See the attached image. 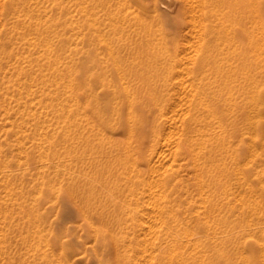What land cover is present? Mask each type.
<instances>
[{"label": "bare ground", "instance_id": "bare-ground-1", "mask_svg": "<svg viewBox=\"0 0 264 264\" xmlns=\"http://www.w3.org/2000/svg\"><path fill=\"white\" fill-rule=\"evenodd\" d=\"M0 2V12L3 14V0ZM227 2L230 6L236 4L241 8L235 17L238 18V26L225 25L219 34L223 38L221 41H213L210 34L199 42L192 41L193 52L190 53V57L187 56L189 58L198 56L197 62L195 61L196 73L193 81L190 80L192 87L188 85L190 87L187 88L188 96L184 89L180 93L181 97L177 95L179 91H176L178 100L179 97L181 100L186 98L184 99L187 101L186 119L180 122V133L176 134L177 146L171 142L175 145L171 147L172 144L168 143L169 148L159 147L165 131L162 127V116L170 108L169 104L177 101L172 100V92L167 80L154 79L152 82L150 77L158 74L162 67L164 68V64L167 67L165 62L174 65V61L180 60V58L176 60L178 56L184 60L185 55L180 56L177 43L173 42L174 44L169 45L162 41L132 37L125 41H111L106 43L109 58L103 59L96 51L97 44L91 42L87 50L88 56L80 64L75 56L67 53V48L52 47L49 42L47 44L42 42L43 48L39 47L37 36L40 34L35 22L37 2L9 0L5 6L6 14L14 17L13 22L16 24L9 30L15 28L19 30L16 37L9 38L6 34L8 44L7 49L4 50L6 55L24 56L21 60L28 62L25 66L31 65V69L36 65L35 63L46 64L50 74L54 76L53 84L56 85L57 90L61 84L65 86L62 96L59 92L49 94L52 101H59L56 106L53 104L48 106L57 116L55 124L50 123L51 128H45L46 121L37 117L35 112L30 118L34 124L35 119H38L36 123L39 130L41 129L40 135H44L45 141L49 142L51 154L57 157L61 155L65 160V162L62 160L65 166L63 171L58 172L59 170L56 169L57 175L63 174V179L58 184L56 182L55 185L52 184L51 188L59 193L58 196H62L65 206L67 203H72L79 208L83 219L103 243L102 246L109 244L108 258L113 260L114 264H203L212 257L216 249L224 255L223 246L225 247L226 242L223 239L227 237L226 235L224 238L219 232H211L209 226L201 224L199 215H190L187 220H180L181 218L173 213L176 205L172 204L173 199L168 197L170 193H166L170 171L164 172L165 168H161L163 176L159 178L156 176L158 179L156 184L163 187L162 192L165 191L162 194L163 200H160L161 197L156 196L154 191H150L149 194L147 193L148 203L144 195L145 191L147 192L146 185L152 183H148V171L153 173L158 167L155 156L160 159L170 152L178 157L186 152L191 156L193 166L201 176V184L209 188L220 184L225 192L230 193V186L235 183L233 180L238 179V183L244 186L247 179H250L242 171L241 151L238 152L239 148L242 147L244 150L246 147V144L245 146L242 144L245 134H249L251 139L247 145L248 151L254 155L259 149L264 151V4L262 0H256L253 11L243 12V0L242 3L241 0H227ZM0 55H3V43L0 45ZM29 56L34 57L32 59ZM121 56L132 57L126 69ZM213 56H239V59H244V56H257L258 92L263 96L261 106L255 104L256 106L247 111L238 100L241 96V88L235 93L230 92L225 95L221 88L216 87L227 85L231 81V73L227 72L226 77L220 82L205 80V76L213 72L212 62H215ZM159 58H164L165 61L158 62ZM181 66L183 67V63ZM22 70L26 71L24 68ZM79 71L87 76V79L81 83L77 82L76 74ZM112 71L117 74L118 81L103 82V91L97 92L88 77L93 75L101 81L102 76L105 77ZM186 74L187 71L184 72V76ZM170 78L169 75V80ZM186 85L185 82V87ZM177 107L180 109L179 106ZM167 113H170L169 110ZM247 119H250L248 125L245 122ZM119 128L123 129L125 139L111 135V132ZM60 131V137L53 138ZM233 138L238 139L239 147L233 146ZM164 139L167 145L168 137L165 135ZM147 140L148 146L145 145ZM142 160L146 163L145 168L141 166ZM164 163L162 164L165 166ZM43 166L49 168L51 165L45 160ZM58 166L55 165L56 168ZM152 177L154 178L153 175ZM254 186L253 188H256ZM155 196L157 198L153 199ZM226 197L223 210L225 215H231L235 207L229 205L230 199ZM148 204L154 206L150 208ZM211 204L205 212L214 210V205ZM150 209L153 214L149 212ZM218 209L220 211L221 207ZM94 217L97 221H94ZM95 222L100 225L95 226ZM195 229L197 232L194 231ZM41 231L42 229L37 226L33 233L38 235ZM0 232L1 243L3 229ZM211 239L216 243H202ZM218 244H222L221 247H218Z\"/></svg>", "mask_w": 264, "mask_h": 264}, {"label": "rangeland", "instance_id": "rangeland-1", "mask_svg": "<svg viewBox=\"0 0 264 264\" xmlns=\"http://www.w3.org/2000/svg\"><path fill=\"white\" fill-rule=\"evenodd\" d=\"M8 1L3 0V14L0 12V45L3 43V55H0V230L3 229V241L0 243V264H114L113 260L108 258L109 244L102 246L103 243L99 241L91 227L83 219L79 208L72 203H67L65 206L62 196H58L59 193L51 188L52 184L55 185V182L58 184L63 179V174L57 175L56 169L59 170L58 172H62L65 160L61 155L57 157L55 154L54 156L51 154L49 142L45 141L44 135H40L41 129L39 130L36 123L38 119H35L34 124L30 118L35 112L37 117L46 121L45 128H51L50 123L55 124L57 116L48 106H52V104L56 106L59 101H52L49 94L53 92L64 94L65 86L61 84L57 90L56 85L53 84L54 76L50 74L46 64L34 62L36 65L32 70L31 65L25 66L28 62H25L24 59L21 60L24 56L6 55L4 51L8 47L6 34L10 38L11 36L16 37L19 32L17 28L9 30L16 24L13 22L14 17L6 14L5 6ZM34 1L37 2L35 22L38 26V34H40L37 36L39 47L43 48L42 42L45 44L49 42L52 47L67 48V53L75 56L80 64L88 56L87 50L91 42L97 44L96 51L103 59L109 58L106 43L111 41H125L132 37L162 41L169 45L178 44L180 56L185 55L183 56L184 60L178 56L176 60L179 58L180 60L174 61L175 68L173 64L165 62L167 67L164 64V68L162 67L158 74L150 77L152 82L154 79L167 80L172 92V100L177 101L171 103L175 106L169 104V107L171 109L174 107V109L168 108L170 113H167L168 110H166L162 116V127L165 131L160 143L162 146L159 145L160 148H169L168 143L171 142L177 146L176 141L179 135L177 132L180 131V122H183L187 110V107L185 108L187 101L184 100L186 98L181 100L180 95L182 94L180 93L184 89L187 94L192 87L191 81L196 73V60H198L196 57L198 56L189 58L190 53L193 52V42L206 39L208 34L211 35L213 41L223 40L219 36L223 27L228 24L238 26V18L235 19V17L241 10L236 4L230 6L227 0ZM255 1L243 0L245 3L242 5L243 12L253 11L256 7ZM262 1L264 4V0ZM182 49L184 50L181 51ZM29 57L33 59L34 56ZM121 58L125 62L124 68L126 69L132 57L121 56ZM101 59L99 58V60ZM189 59L190 62H192L191 59L193 62L190 63ZM160 60L165 61L164 58H159L158 62H161ZM213 60H215L212 62L214 73L209 72L205 76V80L211 79L220 82L226 77L225 75L231 73L233 82L230 81L227 85L216 87L221 88L225 95L230 92L235 93L241 88L242 92L238 100L247 111L256 106L255 104L261 106L263 96L258 92L257 56H244V59H239V56H213ZM182 63L184 68L181 66ZM22 68L26 71H23ZM179 68L180 70H178ZM191 70L193 73H190ZM186 71L188 75L184 76ZM76 75L79 83L87 79L82 71L77 72ZM101 78L103 80L100 81V78L96 79L93 75L88 77L97 92L98 90L103 91V82L116 83L118 81L114 71ZM173 81H175L174 84H172ZM176 91H179L177 94L180 96L179 100ZM177 103H179L177 106L180 109L176 106ZM182 107L183 110H181ZM180 113L181 116L183 115L182 117ZM173 116L175 120H173ZM123 118L126 119L125 108ZM248 121L250 119L245 121L247 125ZM176 134L178 135L176 136ZM60 135L61 131L53 138L56 139ZM111 135L118 139H125L122 128L111 132ZM165 135L168 137L167 145L164 139ZM146 142L145 145L148 146L149 141ZM232 142L234 147H239L237 138H233ZM250 142L249 134H245L242 142L243 146L246 144L245 149L243 150L242 147L237 149L239 153L241 151L242 171L250 179H247L244 186L238 183V179L233 180L235 183L230 186V193L225 192L220 184L216 187L211 186V188L201 184V176L193 166L191 156L186 152L178 157L169 152L167 157H161V160L155 156L154 159L158 165L157 170L154 171L156 173L148 171V183L152 182L151 185H146L147 192L145 191L144 195V199H148V203L149 195L147 193L149 194L150 191H154L156 196L161 197L160 200L164 199L162 194L165 191L162 192L164 189L160 184H156V180L163 176L161 174L163 170L164 172L168 170L171 175L167 182L166 193H170L168 197L173 199L172 204L176 205L173 213H176V216L181 218L180 220H187L190 215H199L203 226H209L211 232H219V235L224 238L225 235L227 236L223 239L226 242L225 247L223 246L224 255H221L216 249L213 251L212 257L203 264H242V262L243 264H264V151L259 149L254 155L247 149ZM47 152H49L48 155ZM45 160L50 163L49 168L43 166ZM163 162L168 165L164 163V166ZM55 165L59 166L56 168ZM162 165L163 167H161ZM141 166L146 167L144 160H142ZM204 174L207 177V174ZM157 186L159 187L156 189ZM156 196L153 199H156ZM226 196L230 199L229 205L235 207V211L231 215H225L223 210V202L227 200ZM253 199L255 200L253 201ZM210 204L214 205V210L207 213L205 210ZM147 206L152 208L154 205L148 204ZM218 207H221L220 211ZM149 212L153 214L151 209ZM95 218L94 221H97ZM99 225L98 222H95V226ZM37 226L42 231L38 235H34L33 231ZM239 227L242 228L238 229ZM194 231L197 232L196 229ZM253 235H257V237L254 236V238ZM202 243L215 244L216 241L211 239ZM221 245L218 244V247ZM254 259H256L255 262Z\"/></svg>", "mask_w": 264, "mask_h": 264}]
</instances>
